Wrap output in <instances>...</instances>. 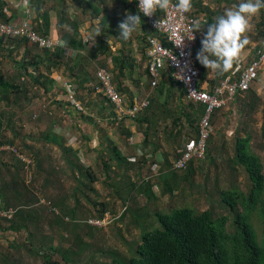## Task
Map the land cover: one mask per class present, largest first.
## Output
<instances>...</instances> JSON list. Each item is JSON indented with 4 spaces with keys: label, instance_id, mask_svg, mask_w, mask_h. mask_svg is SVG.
Listing matches in <instances>:
<instances>
[{
    "label": "rangeland",
    "instance_id": "obj_1",
    "mask_svg": "<svg viewBox=\"0 0 264 264\" xmlns=\"http://www.w3.org/2000/svg\"><path fill=\"white\" fill-rule=\"evenodd\" d=\"M238 3L239 0H202L198 4L200 7L198 11L204 14V19L209 20L210 17H215L219 13L222 14L224 9L235 7ZM138 29L133 32L134 35L139 34L142 28L139 27ZM246 36L248 43L244 46L240 59L234 62L227 71L219 72L215 70V78L230 75L238 65L243 67L248 64L253 55L258 52L259 46L264 44V8L250 19V28ZM143 40L139 41L138 45L142 50L140 51L141 55L146 51V43ZM134 43H136V39L133 40V45H127L132 52L134 51ZM1 62L3 63H0V69L5 74L16 72L17 63L15 64V62L8 59H2ZM105 66L96 64L93 70L96 72L101 67L109 69ZM202 67L205 69L203 77L206 78L212 69L208 70L205 66ZM259 80L256 83L258 87L264 82V75L261 74ZM26 82L31 83L28 77L24 82L18 80L16 84ZM83 93L85 92L83 91ZM33 94L41 97L40 104L42 106H37V111H34L35 108L30 111L32 107L29 108L30 104L26 102H21L20 106H17L14 95L10 97V105H6L4 102L0 103V118L3 121L0 128V142L7 144L0 145V148L3 147L2 151L0 150V189L4 185L2 178L7 181L8 186L15 184V188L22 190L24 193L26 191L23 187L29 190L25 194V201H15V209L17 210L24 206L27 199H32L33 204L34 197L41 199L40 205L36 204L28 211L25 210L30 212V215L33 214L32 216L38 224L28 223L30 228L21 230V232H8L5 234L0 232V264H47L44 257L50 259L52 264H66L63 257L69 254L75 256L76 259L73 258L72 260L78 262L77 264H108L114 259L115 253L124 260L129 259L132 257L134 247L141 242L143 235L142 231L136 227L133 214L146 208L153 212H168L172 208L182 206L195 208L199 212L211 209L216 218L229 217L225 228L228 232L233 230L234 214L222 203L221 192L238 191L247 196L250 193L251 181L248 173L235 162L239 141L249 137L251 151L260 157L264 165V89L262 91L254 89L251 93H246L245 97H238L239 100L236 101L238 103L237 114H234L233 110L225 113H218L220 110L216 111L212 119L213 135L209 141V153L206 159L197 164L196 171H193V174L176 172L175 185L177 192L172 196L171 194L168 195V200L157 198L147 202L146 199H140L139 201L135 199L129 201L126 205L124 202L113 203L107 201L108 213L105 218H100V209L93 204L95 193L89 190L87 195L92 202L84 198L78 204L77 209L79 210L75 213L65 209V212L61 209H56L54 212V202L64 198L63 194L70 196L68 199H72L75 188L85 187L88 179L80 172L76 174L73 168H70V170L64 159L68 158L71 163L70 166H73V164L81 161L78 154H75L74 151L68 152L65 144H58L57 147L60 149L56 151L52 148L53 144L48 139H50L51 133H54L51 127L55 124L53 122L55 118L52 117L55 116L56 111L58 113V109L56 111L51 110L53 106L48 102L49 96L43 90L33 91ZM89 95L91 100H97L91 94ZM99 97L102 98L100 95ZM85 107L88 114H93L91 104L86 103ZM49 108L53 112L51 115L46 113ZM34 113L39 114L41 117L44 115V118L40 120V116L34 117ZM176 117H178V121L159 124V129L165 132L174 133L175 130H178V133H186V138L183 141L186 143L190 138L196 136L200 117H193V120L196 121L193 125L190 124L183 113H179ZM125 124H118L114 120L112 128L121 133L125 130ZM103 125L106 126L108 123L104 122ZM190 133L192 134L190 135ZM38 138H41V140L37 142ZM86 138L84 136V145ZM32 139L36 140L29 143ZM8 140L13 141L12 146L6 143ZM54 140L58 141L57 139ZM60 142L63 143V141ZM174 142H177V140ZM173 149L172 158H175L181 148L178 150L174 147ZM91 156L90 152L87 153L86 165L91 166V161H93ZM63 160L66 163H62ZM50 163L53 165L56 163V166L60 167L61 170H56V173L50 174L47 168L50 167ZM38 164H40V170L37 167ZM83 168L89 171L88 168L84 166ZM99 172L102 174L101 170ZM96 173H98L97 170ZM19 184L21 186L16 187ZM78 198L82 199L81 196ZM69 200L70 204L73 199ZM15 203L13 202V204ZM127 206L128 210L125 211ZM70 207L74 208L75 206ZM130 210L131 212L127 213ZM237 210L240 213L244 212L240 205ZM108 217H112V219L108 220ZM99 219L106 220L102 223L104 226H90L88 223L90 220ZM12 221L16 228L25 225V221L20 217H15ZM251 222L259 242L264 243V225L256 212L252 214ZM153 223L155 225L154 229L159 226L156 218L153 219ZM10 225V222H0V228L6 229ZM50 246L54 247L56 251H48ZM40 247H44L45 250L39 251L38 254L32 252L33 249H40Z\"/></svg>",
    "mask_w": 264,
    "mask_h": 264
},
{
    "label": "crops",
    "instance_id": "obj_2",
    "mask_svg": "<svg viewBox=\"0 0 264 264\" xmlns=\"http://www.w3.org/2000/svg\"><path fill=\"white\" fill-rule=\"evenodd\" d=\"M3 1L5 2L4 9L9 20L21 22L26 16L27 11H31L33 16L32 21L37 31L46 36L56 37L62 41V45L58 48L62 50V53H59V56L55 58V54H52L55 51H52L49 56L43 57V63L39 64L46 76L44 81H46L47 92L46 88H44L45 86L35 85L33 87L32 80L28 76L23 75L22 80L28 77V80L31 81L29 84L31 101L28 106L29 108L32 107L30 111L34 108V111H37L36 107L42 106L40 104L41 97L33 94V91L36 90H43V92L48 94V102L53 106L51 110L56 111L58 109V113L56 111L57 114L55 113V116L52 117L55 118L53 119L55 123L54 128L51 127L54 133H51L49 137L50 139L55 138L58 141L51 142L48 139L53 144L52 148L56 151L60 149L57 147L58 144H65L68 152L74 151L75 154L80 156V163L78 162L73 165L84 166L93 172V175L97 174L99 180L95 182V188L98 193L95 195L94 200L99 203H106L107 201L113 203H125L128 201L129 203V201H134L135 199L138 201L146 199L148 202L149 195H151L148 186H152L155 189L154 192L156 191L157 198L168 200L167 197L170 194L163 193V180L171 178L169 176L171 174L172 162L177 158H172L173 148H177L179 143H181L180 148L186 144L183 142V139L186 138V133H178V130H175L174 133L160 131L159 124L178 121V117L176 116L179 113H183L186 118L194 115V113V118L200 117V115L195 110L198 109V105L190 104L185 97L180 98V92L182 91L174 82L169 69H166L162 73L161 80L156 87L151 85V78L148 73V58L146 53L140 54L142 50L138 46L139 41L145 39L146 36L143 20H141V24L136 29L142 28L139 34L136 33L134 35L132 33L127 40L120 37L118 25L129 11L135 14L131 10V7L135 3L132 0H128L127 3L123 0ZM201 1L191 0L192 8L190 12L192 16L196 17V20L203 19V21L208 22V19H204V14L198 11L200 9L198 4ZM104 22L109 32L112 31L106 38L111 51L94 58L91 54V49L97 45L99 35H96L95 29L98 25L102 29ZM76 33H79L78 39L84 41L85 49L66 46L65 40ZM134 39H136V43H134V51L132 52L127 45H133ZM32 45L30 46V43H28L29 47H32ZM12 48L13 52L10 60L16 64L23 58L27 47ZM257 53L253 55L252 60L256 57ZM27 55L31 61L30 55ZM32 55H34V61L35 56L38 55L36 50L32 52ZM37 60L38 57L36 58ZM96 64L98 66L106 65L105 67H108L113 72L115 84L124 95L128 104L141 103L146 99L152 100L156 104V107L140 117V124L136 120H127L124 122L126 123L125 130L121 133L112 128L113 119H115V108L108 100L97 96L93 90L98 82L97 72L99 69L96 72L93 70ZM202 66L198 62V67L202 73L201 82L203 85L209 86L210 89L214 88L222 78L228 76L226 75L217 79L214 75L215 70H210L206 78H204L205 69ZM49 67L50 72H48ZM237 68L242 67L238 65ZM28 72L35 77L37 76L35 66L28 67ZM261 74L262 76L264 75V67ZM256 86L258 87V84H254L253 89L262 91L264 89V82L260 84L259 87L261 88H255ZM159 87L163 89V92L158 89ZM69 89L74 91L76 100L82 104L84 110L80 111L72 106V103L68 100ZM89 94L97 100H91ZM238 97L233 103L218 113L233 110L232 112L237 114L236 108L238 103L236 101L239 100ZM165 102H169L168 107L160 108V105ZM86 103L88 105L91 104V107H93L91 108L93 109V114L86 112ZM184 106L186 107L183 108ZM51 110L49 108L46 113L51 115L53 113ZM35 116L40 115L34 113ZM43 116H40L39 119L42 120ZM104 122L108 123V125L104 126ZM150 123L153 124L154 129L153 132L147 133ZM148 134H150V142L147 145L146 139ZM84 136L87 137L85 145L83 142ZM35 140L32 139L29 143H33ZM40 140L41 138H38L36 141ZM175 140L177 142H174ZM60 141H63V143ZM158 146L159 149L157 150ZM2 148H0L1 151ZM89 152L92 154L91 159H93L91 161L92 169L91 166L85 164L87 153L89 154ZM118 154H121L125 161L119 159L117 157ZM159 154L162 155V158L160 161L156 159V164H153L154 157L158 158ZM64 159L68 163L69 169H72L73 166H70V160L68 158ZM66 162L62 161V163ZM50 164V167L46 166L49 172L53 171L52 173L54 174L56 170H61L60 167L56 166V163L54 165ZM197 164L199 162L194 164V169L197 167ZM98 169L102 171V174H100ZM96 170L98 173H96ZM76 174H79L78 170H76ZM1 180L4 181L2 178ZM176 189L175 185L174 193L177 192ZM73 193L77 194V197L81 196L82 199H78L81 202L83 201L82 189L75 188ZM63 196L64 198L59 200H64V204H62L63 209L66 208L67 211L73 209L79 210L77 209L74 195H72L73 200L69 198L72 200L70 204L68 202V197L70 196L66 194H63ZM70 206L75 207L71 208ZM98 208L100 209V206ZM0 232H2L1 234L8 233L5 229H0Z\"/></svg>",
    "mask_w": 264,
    "mask_h": 264
},
{
    "label": "trees",
    "instance_id": "obj_3",
    "mask_svg": "<svg viewBox=\"0 0 264 264\" xmlns=\"http://www.w3.org/2000/svg\"><path fill=\"white\" fill-rule=\"evenodd\" d=\"M123 1L125 3L128 2V0ZM4 5L5 2L3 0H0V19L7 20L8 18L6 15V10L4 9ZM131 10H133V12L135 13L139 12L136 5L132 6ZM140 15L142 16L141 13ZM212 18L213 17H210L208 22H211ZM142 20L144 22V29L146 31L144 41L146 43L147 50V38L149 35L153 34V32L149 30L147 21L144 16H142ZM107 28L108 27L104 22L101 29V33H99L98 35L97 45L93 49H91V54L94 56V58H97L100 54H107L111 51V47L109 45V42H107L106 38L108 34L112 31L109 32ZM206 30L207 25H204L202 30H198L200 32V40L202 36V31ZM78 35L79 33H76L73 36H69L70 39L68 38L65 40L66 46H71L77 49H85L86 46L84 44V41L79 40ZM28 43L29 41L27 38L6 39L4 36L0 35L1 64L2 59L10 60V57L12 56L13 52L12 47H27L25 51L26 53L24 54L23 58L17 63L16 72H13L14 74H5L0 69V103L4 102L6 105H10V97L13 95L15 98V104L17 106H20L21 102L29 103L31 101L28 82L24 84H16L18 80L24 82L25 79L22 80L23 75L31 78L33 87L35 85H40L45 86L44 88H46V92L48 90L46 86V81H44V78L46 79V76L42 72L39 64L43 63V57L49 56L52 51L47 50L46 48H39L34 45H32V47H29ZM263 47L264 46L260 45L258 50L263 51ZM199 48L200 41L196 52ZM34 50H36V53L38 55L35 56V59L33 61L34 55H32V52H34ZM59 53H62V50L57 48L52 54H55V58H57L59 56ZM27 54L30 55L32 59L31 61L28 59ZM37 57L38 60L36 61ZM30 66H35L37 72L36 77L33 76L30 72H28V67ZM48 72H50V67L48 69ZM177 86L182 91L180 92V98L185 97V91L182 86ZM158 89L163 92V89L161 87H159ZM252 90L254 89H251L246 93H251ZM246 93L242 94L241 97H245ZM168 104L169 102H165L164 104L160 105V108H167ZM190 104L195 105L191 102ZM154 107H156V104L153 103L152 100H150L148 108L143 111L137 118H134L132 120H136L140 124V117L143 114H147ZM195 110L201 116L205 112V108L202 105H198V109ZM114 115L116 118V112H114ZM193 117L194 115L189 116L187 118L191 125L196 122L193 120ZM2 122L3 121L0 118V128L3 125ZM175 122L176 121H174V123ZM153 129V124L150 123L147 133L153 132ZM196 132V136L190 139L196 140L198 138L199 124L198 129H196ZM54 139L55 138L49 140L51 142H57ZM148 142H150V134L147 135V145ZM6 143L10 144L9 146H12L13 141L8 140L6 141ZM249 143V137L247 139L239 141L237 146L238 150L235 156V162L244 168V170L248 173L249 179L251 181V189L249 195L247 196L238 191L221 192L222 203L224 204V206L229 208V210L234 214V220L232 224L233 230L231 232H228V230L225 228L229 217L222 216L216 218L214 212L211 209L199 212L195 208L189 206H182L172 208L168 212H153L146 208L140 212H135L133 214L135 219L134 222L137 228L142 231L143 235L141 242L134 247L132 257L124 260V258H120V256L115 253L114 259H112V262L108 264H264V243L259 242L258 236L251 222L252 214L256 212L258 218L262 221L264 225V165L260 157L251 151ZM180 144L181 143L178 144V149L181 147ZM0 145L7 144L0 142ZM158 149L159 146L157 147V150ZM179 151L177 157H179ZM117 157L125 161L121 154H118ZM156 159L157 158L154 157L153 164H156ZM194 164H196V162L192 163L189 169L184 172L182 171V173H186L189 175L193 174V171H196V169H194ZM37 167L40 170V164H38ZM75 169L78 170V172H80L82 175L86 176V178L88 179L87 185L80 189H82L84 198L92 202L91 199L88 197L87 192L89 190L95 193V195L98 193L94 186L95 182L99 180L97 178V174L93 175V172H91L90 170L88 171L83 167L73 165V171ZM85 171L87 173H84ZM170 172L171 174L169 177L171 178L163 180L162 188L164 194L169 193L172 196L175 191L174 188L177 180L176 172L178 173L181 171L170 169ZM49 173L52 174V171ZM3 184V187L0 189V211L15 209V201L19 202L21 200H24V198H26L25 194L28 193L29 190L22 186L23 189L26 191L24 193L22 190L15 188V184L8 186L7 181H3ZM158 184L162 185L160 183ZM19 186H21V184L17 185L16 187ZM148 190L151 193V195H149V200L157 199L156 191L154 192L155 189L152 186H148ZM73 195L78 206L81 201L78 199L77 194L73 193ZM31 200L27 199L24 206L19 208L17 214L14 216V218L20 217V219H23V221H25V225L16 228L12 223L13 221H10L11 225L9 226V228L5 229L6 232H21V230L29 229V224H38L34 216H32L33 214L30 215V212L26 211H28V209H31V207L36 204L40 205L41 199L38 197H34V204ZM13 202L15 204H13ZM62 204H64V200H58L54 202V212L56 211V209H61L65 212L66 208L64 210L62 208ZM93 204L100 206V218H105L106 214L108 213V204L99 203L96 200H93ZM126 204H128V201L125 202V205ZM239 205L243 208V213H240L237 210V207ZM69 212L75 213L76 210H69ZM129 212H131V210L127 213ZM154 218H156L159 222V226L155 229V225L153 223ZM3 221L8 222L6 220ZM0 229L2 230L4 228ZM41 250H45V248L40 247V249H33L32 252L34 251L35 254H38ZM48 251L54 252L56 250L54 247L50 246V248H48ZM73 258L76 259L75 256H72L71 254L65 255L63 257L66 264H77L78 262L72 260ZM44 259L46 260L47 264H52L50 259L46 257H44ZM92 261L94 262V260Z\"/></svg>",
    "mask_w": 264,
    "mask_h": 264
},
{
    "label": "built area",
    "instance_id": "obj_4",
    "mask_svg": "<svg viewBox=\"0 0 264 264\" xmlns=\"http://www.w3.org/2000/svg\"><path fill=\"white\" fill-rule=\"evenodd\" d=\"M132 1L138 9V0ZM175 2L176 0H171L173 6H170L167 12L157 10L156 14L150 16H144L142 12L140 13L146 19L149 30L153 32L147 38L146 50L151 85L156 87L161 80L162 73L169 69L174 82L184 89L187 101L202 105L205 108V112L199 121L198 138L186 142L179 151V157L172 162V170L184 172L189 169L192 163L206 159L209 141L213 135L212 119L216 111L228 107L238 96L253 89L254 84L260 81L261 71L264 67V50H258L252 61L242 68H236L232 74L222 78L214 88L210 89L209 86L203 85L201 82L202 73L196 59L200 32L193 27L195 21L203 22V19L196 20L190 11L187 13L178 12L174 7ZM32 19L31 11H27L21 22L0 19V35L6 39L27 38L30 44L51 51H55L62 45L60 39L46 36L37 31ZM193 33V38L188 39L187 36L193 35ZM183 37H185L184 41L177 45ZM97 78L98 82L93 90L97 96H102L114 105L115 120L118 124H122L127 119L137 118L148 108L149 99L141 103H127L124 95L115 84L111 70L99 68ZM68 100L75 109L84 110L82 104L76 100L73 90L69 89ZM17 212L18 210L15 209L0 211V222L3 220L12 221ZM111 219L112 217H108V220ZM103 222L106 220L88 221L90 225L98 227L104 226L102 225Z\"/></svg>",
    "mask_w": 264,
    "mask_h": 264
},
{
    "label": "clouds",
    "instance_id": "obj_5",
    "mask_svg": "<svg viewBox=\"0 0 264 264\" xmlns=\"http://www.w3.org/2000/svg\"><path fill=\"white\" fill-rule=\"evenodd\" d=\"M170 6H173L171 0H138L140 11L135 14L129 11L118 25L120 37L127 40L137 29L142 20L140 12L144 16H150L156 14L157 10L167 12ZM174 7L180 13H187L192 8L191 0H176ZM262 8L264 0H239L235 7L224 9L211 22L195 21L193 29L202 30L207 25V30L202 31L200 48L196 52L198 62L208 70L224 72L230 69L240 59L242 50L248 43L246 33L250 28V19ZM95 32L96 35L101 33L99 25ZM193 36L194 33L187 38L192 39ZM184 39L185 37L177 45Z\"/></svg>",
    "mask_w": 264,
    "mask_h": 264
},
{
    "label": "water",
    "instance_id": "obj_6",
    "mask_svg": "<svg viewBox=\"0 0 264 264\" xmlns=\"http://www.w3.org/2000/svg\"><path fill=\"white\" fill-rule=\"evenodd\" d=\"M161 158H162V155L159 154L157 160L160 161Z\"/></svg>",
    "mask_w": 264,
    "mask_h": 264
}]
</instances>
